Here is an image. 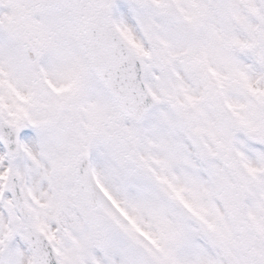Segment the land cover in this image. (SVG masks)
Returning a JSON list of instances; mask_svg holds the SVG:
<instances>
[{
  "label": "snow or ice",
  "instance_id": "snow-or-ice-1",
  "mask_svg": "<svg viewBox=\"0 0 264 264\" xmlns=\"http://www.w3.org/2000/svg\"><path fill=\"white\" fill-rule=\"evenodd\" d=\"M0 264H264V0H0Z\"/></svg>",
  "mask_w": 264,
  "mask_h": 264
}]
</instances>
